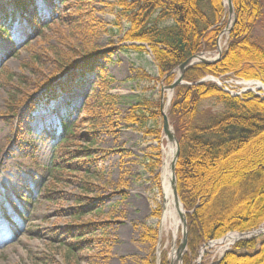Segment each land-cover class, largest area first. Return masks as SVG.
I'll return each mask as SVG.
<instances>
[{
	"label": "rangeland",
	"instance_id": "1",
	"mask_svg": "<svg viewBox=\"0 0 264 264\" xmlns=\"http://www.w3.org/2000/svg\"><path fill=\"white\" fill-rule=\"evenodd\" d=\"M17 1L21 5L14 10L17 16L12 26L4 31L0 20V264H141L153 255L155 264H161L164 256L171 264L183 231L181 223L176 233L161 232L160 227V170L163 146L169 142L164 135L161 142L148 133L162 128L163 117L150 118L151 112L146 110L149 118L141 127L128 122L126 116L131 105L147 100L160 106L163 102L168 113L176 88L170 91L165 88L170 85L165 79L157 80L158 66L147 44L136 50L129 48L132 43L122 40L129 24L117 18L115 0L82 3L91 17L90 32L75 26L80 6L77 0ZM260 3L262 15L254 23L250 38L264 49V0ZM223 4L226 16L216 48L201 51L203 57L214 62L226 50L236 20L235 9L230 15L228 0ZM5 7L0 1V15ZM93 53H103L110 59H101L102 72L111 81L110 93L118 96V116L112 124L100 120L97 141L90 148L95 164L81 171L58 172L52 170L57 142L43 140L42 133L47 127H58L72 107L81 109L74 119L89 118L91 112L86 107L100 91L99 77L94 71L81 69ZM72 71L83 74L80 87L58 101L43 102L35 111L30 109L31 97L44 91L50 81L67 83ZM174 71L175 81L179 66ZM200 82L214 83L233 96L236 94L232 92L241 91L238 96L251 93L264 99V89L255 87L257 82L264 85L261 80L233 72L208 74ZM220 108L206 100L201 120L213 117ZM151 110L157 111V107ZM87 126V120L83 121L79 129L82 137L72 141V150L86 146ZM220 175L221 169L210 174L212 179ZM97 202L96 210L89 208L83 218H76L78 207ZM84 223L97 228L85 236L92 239L91 245L71 252L73 237L64 232L70 225ZM149 229H156L157 236L148 238ZM259 229H264V222L252 230L230 231L203 243L192 264H215L242 240L256 239L258 247L264 232L237 239L229 246L213 242L229 233ZM187 251L188 247L184 253ZM175 264H183V259Z\"/></svg>",
	"mask_w": 264,
	"mask_h": 264
},
{
	"label": "trees",
	"instance_id": "2",
	"mask_svg": "<svg viewBox=\"0 0 264 264\" xmlns=\"http://www.w3.org/2000/svg\"><path fill=\"white\" fill-rule=\"evenodd\" d=\"M2 1L6 7L0 20L6 31L16 19L14 10L21 3L17 0ZM25 1L28 4L35 2ZM84 1L77 0L80 6L75 26L88 31L91 17L85 7H81ZM232 1L236 20L226 50L214 63H197L186 69L185 83L176 87L168 111L180 146L175 173L188 224V251L183 255V264H192L203 243L230 231L252 230L264 222V99L251 93L233 96L214 83L200 82L208 74L220 76L233 72L264 83V49L250 38L254 23L262 15L260 0ZM115 2L119 9L117 18L122 17L129 24L122 40L141 43L130 45L129 48L136 50L147 44L158 66L157 80L165 79L168 84L176 77L174 70L186 59L204 48L208 51L216 48V39L226 16L223 0ZM21 16L25 15L21 13ZM101 59L109 60L103 53H93L81 69L94 71L99 77L100 91L93 97V103L86 107L91 112L89 118L74 119L81 109L73 108L61 118L58 128L48 127L42 133L43 140L57 142L52 170L81 171L87 169L88 164H95L90 148L97 141L96 130L100 120L106 119L112 124L113 118L118 116V96L110 93L111 81L102 72ZM82 76L81 72L75 74L72 71L67 83L50 81L44 91L31 97L30 109L35 111L43 102H50L61 92H72L81 85ZM144 77L152 79L151 75ZM206 100L221 108L213 117L203 121L200 115L204 112ZM144 102L131 105L126 116L128 122L143 127L149 118L147 111L151 112L150 118L161 115L159 103ZM153 106L157 111L151 110ZM85 120L88 123L86 146L83 150L74 151L71 143L82 137L79 129ZM161 131V128H155L148 133L160 140ZM218 169L223 175L212 179L210 174ZM92 204L78 207L76 218H83L89 213V208H98V202ZM95 226L85 223L70 225L64 232L73 237L69 250L89 248L92 239L85 236L94 233L97 230ZM148 231L151 233L147 234L148 238L157 236L156 229ZM155 263L153 255L141 264ZM161 264L170 262L164 256ZM215 264H264V239L258 247L256 239L239 241Z\"/></svg>",
	"mask_w": 264,
	"mask_h": 264
},
{
	"label": "water",
	"instance_id": "3",
	"mask_svg": "<svg viewBox=\"0 0 264 264\" xmlns=\"http://www.w3.org/2000/svg\"><path fill=\"white\" fill-rule=\"evenodd\" d=\"M228 3H229L228 7H229L230 15H232V14H234L233 2H232V0H228ZM202 53L203 52H199V53L189 57L182 64H180L179 65V69H180L179 77L172 84H170L169 86H166L165 88L169 89L170 91H173L179 84L184 83V73H185V70L188 66L194 65V64H196V62L210 63V62L215 61V60L210 61V60L206 59L205 57L202 56ZM162 90L164 91V89H162ZM161 114L163 117L162 130H163L164 137L166 138V140L168 142L175 143V145H176V152H175L173 160L170 164V171H171L170 190H171V194H172V197L174 200L175 207L178 211L179 220H180V223L182 225L183 235H182L181 242L177 248V257H176V259H174L171 262V264H175L177 260L182 261L184 251L188 247V224H187L186 211L184 210L183 204L179 198L178 188H177V179H176V173H175L176 162L178 160L179 153H180V146H179V142H178V139L176 137L175 131H174L172 125L170 124V120L168 118V115L164 110V103L163 102H161Z\"/></svg>",
	"mask_w": 264,
	"mask_h": 264
},
{
	"label": "bare ground",
	"instance_id": "4",
	"mask_svg": "<svg viewBox=\"0 0 264 264\" xmlns=\"http://www.w3.org/2000/svg\"><path fill=\"white\" fill-rule=\"evenodd\" d=\"M219 48H221L220 44H219ZM255 85L256 88L264 89V85L261 82H257L255 83ZM165 111H167L166 107H165ZM175 152H176L175 143L169 142L167 145L163 146L164 161H163V166L161 167L160 170L161 185H162V196L160 198L162 204V215L160 218L161 232L173 230L176 233L180 223L178 219L179 217L178 211L175 207L174 200L170 190V177H171L170 164L173 160ZM262 232H264V229H259L257 231L251 233H245V234L229 233L225 237L217 241H214L213 244H225L226 246H229L233 241L237 239L246 236L256 235Z\"/></svg>",
	"mask_w": 264,
	"mask_h": 264
}]
</instances>
